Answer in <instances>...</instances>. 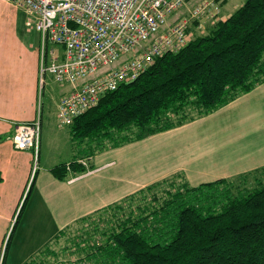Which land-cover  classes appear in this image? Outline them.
Returning a JSON list of instances; mask_svg holds the SVG:
<instances>
[{"label":"crops","instance_id":"obj_1","mask_svg":"<svg viewBox=\"0 0 264 264\" xmlns=\"http://www.w3.org/2000/svg\"><path fill=\"white\" fill-rule=\"evenodd\" d=\"M12 6L0 0V262L7 238L11 240L2 264H27L39 254L37 264H118L94 253L101 240L89 248L86 240H65V231H78L80 224L177 174L188 186L198 187L264 168V83L181 127L94 156L81 153L70 126L58 120V105L70 87L47 75L40 92V34L35 30L28 41L20 40L8 11ZM214 27L208 22L195 36ZM39 108V167L17 223L34 152L15 149L12 137L16 124L34 121ZM81 159L89 161L86 173L68 171L64 180L53 175L55 167ZM59 235L65 238L55 240Z\"/></svg>","mask_w":264,"mask_h":264},{"label":"trees","instance_id":"obj_2","mask_svg":"<svg viewBox=\"0 0 264 264\" xmlns=\"http://www.w3.org/2000/svg\"><path fill=\"white\" fill-rule=\"evenodd\" d=\"M262 83L264 0H246L207 34L158 57L137 80L105 95L75 118L70 130L75 147L94 156L208 116ZM70 164L76 173L87 172L77 161ZM67 167L61 164L52 173L64 180ZM180 178L177 174L113 206L112 214L124 210V203L131 210L123 218L98 220L106 227L96 234L107 241L94 253L118 264H264V168L198 187L178 185ZM252 178L260 179L256 188L234 194L235 181ZM165 185L170 188L159 196L157 188ZM221 197L226 201L215 211ZM40 256L27 264H37Z\"/></svg>","mask_w":264,"mask_h":264},{"label":"built area","instance_id":"obj_3","mask_svg":"<svg viewBox=\"0 0 264 264\" xmlns=\"http://www.w3.org/2000/svg\"><path fill=\"white\" fill-rule=\"evenodd\" d=\"M7 1L26 10L34 19L29 26L40 34V92L47 75L70 87L58 105L61 126H71L105 95L137 80L158 57L188 46L196 37L194 32L205 30L208 22L217 24L223 2L204 0L186 17L172 22L189 0ZM41 116L39 108L34 121L16 124L12 137L15 149L34 152L23 202L39 167ZM77 163L90 170L88 160ZM67 170L72 171L70 163Z\"/></svg>","mask_w":264,"mask_h":264},{"label":"rangeland","instance_id":"obj_4","mask_svg":"<svg viewBox=\"0 0 264 264\" xmlns=\"http://www.w3.org/2000/svg\"><path fill=\"white\" fill-rule=\"evenodd\" d=\"M202 1L204 0H189L187 7H184L183 9H181V11L177 14V16L175 17V19L172 20V22L174 20L177 19H181L184 18L188 15L189 10H192L194 8V6L199 5ZM246 0H229L226 5L223 7V4H221V14L220 17L221 18H229L237 9H239ZM15 6L9 7V12L15 17V29H16V33L18 34V38L20 40L23 41H28L29 38L32 36L31 32H35V28L32 26H29L28 22L30 21V15L29 13L22 9L20 6H18L16 3ZM219 18V20L221 19ZM219 22V21H218ZM216 25V24H214ZM191 30H195V27L193 28L191 26ZM194 33H198V32H194ZM200 35V34H198ZM65 127V126H64ZM66 131H69L68 128L64 129ZM51 137L49 136L47 138V141H50ZM260 179L255 180L254 178L250 179L249 182H245L242 179H239L237 181H235V186H234V194L235 195H243L245 193L248 192V190L256 188L259 184ZM184 182L180 181V179L177 181L178 185L183 184ZM164 188H170L169 185H165V186H161L159 188H157L158 190V194L159 196H162V191L164 190ZM150 197V196H149ZM149 200L151 198H148ZM148 200V201H149ZM223 201V197L220 198V201L218 203V205L215 207V211H219L220 210V206L226 201ZM140 201L137 200V202L132 205L133 209H136L138 203ZM130 205V203H129ZM124 210L122 209H118L116 211H113L110 213H103L102 216H96L93 217L91 220H89L88 222L84 223V224H80L77 228L78 231H74V229L72 230V232H69V234L66 236L65 240H86L87 241V245H85L86 247H92L95 246V241L96 240H101V244H106V240L102 239V236L97 235L96 233H99V231L101 232L102 228H105L106 226L102 223H99V219L102 218L103 221H109L110 219L116 218V217H121L123 218V216L126 214V212H129L131 209L127 208L128 204L124 203ZM126 207V208H125ZM99 218V219H98ZM71 234V236H70ZM90 244V245H89Z\"/></svg>","mask_w":264,"mask_h":264}]
</instances>
